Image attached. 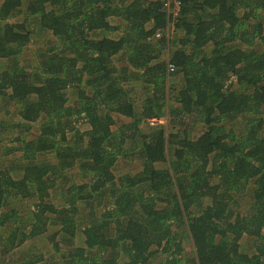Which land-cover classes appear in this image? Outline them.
Instances as JSON below:
<instances>
[{"label": "trees", "instance_id": "1", "mask_svg": "<svg viewBox=\"0 0 264 264\" xmlns=\"http://www.w3.org/2000/svg\"><path fill=\"white\" fill-rule=\"evenodd\" d=\"M181 2L0 0V264H264V0Z\"/></svg>", "mask_w": 264, "mask_h": 264}, {"label": "rangeland", "instance_id": "2", "mask_svg": "<svg viewBox=\"0 0 264 264\" xmlns=\"http://www.w3.org/2000/svg\"><path fill=\"white\" fill-rule=\"evenodd\" d=\"M173 38H174V36H173ZM169 52H170V48H169ZM114 60L116 61V58ZM120 64L121 63H119V65ZM9 110H10L9 108L5 109V110L0 109V120L6 121L8 119L7 113ZM12 119H13V117H12ZM121 121L129 122L130 120L129 119H121ZM141 126H142V128L146 127V125L144 123H142ZM33 127L34 128L31 130L32 134L36 133V131H37V128L35 126H33ZM15 131H16V129L11 128V127L9 128V126H8L7 127V133L8 134L6 136H4V134L2 136H0V141H2V143L0 145V155H2V157H3V158H0V163L6 162V159L14 160V157H17V158L19 157V154L13 155V153H12L9 155V154L4 153V151L2 150V148L4 146H6L7 148H14L15 147L16 144H15L14 140H15V137L17 135V132H15ZM19 131H21V130L19 129ZM124 171L129 172V168L125 169ZM119 173L123 174L122 170ZM44 238L45 237L43 236V237H40L39 239H36V241L32 242L34 246H30L31 242L27 243L26 246L30 247V248L32 247L35 252L43 254L44 258L46 259V258L50 257V255H49L50 250H49L48 241ZM42 242H43V244H42ZM76 242H77V239H76ZM187 253L189 255L190 251L187 250Z\"/></svg>", "mask_w": 264, "mask_h": 264}, {"label": "built area", "instance_id": "3", "mask_svg": "<svg viewBox=\"0 0 264 264\" xmlns=\"http://www.w3.org/2000/svg\"><path fill=\"white\" fill-rule=\"evenodd\" d=\"M161 3H162V9L166 13L167 23L163 30L155 32V37L156 38L165 37L169 41L172 38V35L175 31L174 25L179 18L182 2L181 0H161ZM165 55L168 57V49L166 50ZM167 69L168 71H173L174 67L171 64H168ZM148 122H150L151 125L165 124V120L162 119L151 120Z\"/></svg>", "mask_w": 264, "mask_h": 264}, {"label": "clouds", "instance_id": "4", "mask_svg": "<svg viewBox=\"0 0 264 264\" xmlns=\"http://www.w3.org/2000/svg\"><path fill=\"white\" fill-rule=\"evenodd\" d=\"M173 36H174V33H173V35H172V38L169 40L170 42H171V40L173 39ZM165 54H166V51H165ZM168 54H169V48H168ZM157 119L165 120V124H164V126H166V119H165V118H151V119H147V120L144 121V124H145V125L148 124V125H150V126H156V125H159V124H156V125L153 124V125H151L150 122H148V121H151V120H157Z\"/></svg>", "mask_w": 264, "mask_h": 264}]
</instances>
